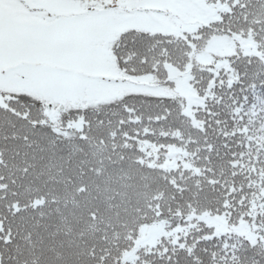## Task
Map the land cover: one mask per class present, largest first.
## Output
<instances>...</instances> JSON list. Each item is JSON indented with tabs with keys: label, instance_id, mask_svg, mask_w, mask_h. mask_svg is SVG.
<instances>
[{
	"label": "snow or ice",
	"instance_id": "1",
	"mask_svg": "<svg viewBox=\"0 0 264 264\" xmlns=\"http://www.w3.org/2000/svg\"><path fill=\"white\" fill-rule=\"evenodd\" d=\"M0 264H264V0H0Z\"/></svg>",
	"mask_w": 264,
	"mask_h": 264
}]
</instances>
